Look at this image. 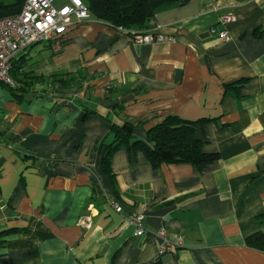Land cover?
Returning a JSON list of instances; mask_svg holds the SVG:
<instances>
[{
	"label": "crops",
	"instance_id": "crops-1",
	"mask_svg": "<svg viewBox=\"0 0 264 264\" xmlns=\"http://www.w3.org/2000/svg\"><path fill=\"white\" fill-rule=\"evenodd\" d=\"M149 31L165 40L135 44L92 17L19 56L28 93L0 83V264H264L247 243L264 232V0H190ZM169 116L204 121L195 135L220 159L154 168L119 150L105 171L111 122L146 141Z\"/></svg>",
	"mask_w": 264,
	"mask_h": 264
},
{
	"label": "trees",
	"instance_id": "trees-1",
	"mask_svg": "<svg viewBox=\"0 0 264 264\" xmlns=\"http://www.w3.org/2000/svg\"><path fill=\"white\" fill-rule=\"evenodd\" d=\"M90 15L105 23L115 30L127 32V36L131 33L143 34L149 31L150 26L156 16L162 10L172 7L183 6L190 0H82ZM26 0H15V3L10 6H4L7 9L5 15H0V18L17 15ZM125 34V33H124ZM17 61V60H16ZM14 63L13 73L14 86L5 85L6 89L14 96L22 97L29 90L18 85V76L22 70ZM25 78L33 81L37 77H29L28 74H22ZM78 77V76H77ZM76 76L68 80H61L59 83L60 89H71L79 85L81 80ZM42 84L43 80L37 81ZM31 84V83H30ZM31 86V85H30ZM25 88V89H24ZM35 93V92H34ZM21 95V96H19ZM85 112V119L93 113L89 111L86 105L81 106ZM121 108L118 106L113 111L119 112ZM118 114V113H117ZM204 121L191 122L182 120L176 116L167 117L162 123L151 128L147 132L146 141L135 136V126L125 121L122 124L110 123V131L112 142L106 147L102 161L103 167L107 173L110 172V158L119 150L129 152H141L154 168H158L162 164L173 165H191L198 169H203L205 166L215 163L220 159L218 154L204 153L203 141L197 139L195 132L198 125ZM9 232L0 233V246L4 245L3 236ZM247 243L264 252V232L256 234L248 239ZM156 264H161L157 262Z\"/></svg>",
	"mask_w": 264,
	"mask_h": 264
},
{
	"label": "built area",
	"instance_id": "built-area-1",
	"mask_svg": "<svg viewBox=\"0 0 264 264\" xmlns=\"http://www.w3.org/2000/svg\"><path fill=\"white\" fill-rule=\"evenodd\" d=\"M58 1L26 0L19 14L0 18V83L14 86L11 72L21 54L38 44L63 38L70 28L90 19L91 15L82 0H64L61 6L56 5ZM234 21V16L227 15L222 18L221 24L226 25ZM121 32L127 35V32ZM215 32L216 30H213V33ZM219 36L222 41L230 40L227 31H220ZM129 37L135 44H153L165 40L164 36L155 31L131 33ZM115 208L120 210L118 206ZM129 221L137 227V236L145 233L142 216H132ZM155 236L162 241L159 247L161 254L174 250L175 246L168 240L164 228L157 230ZM182 243L180 239L178 245L181 246Z\"/></svg>",
	"mask_w": 264,
	"mask_h": 264
},
{
	"label": "rangeland",
	"instance_id": "rangeland-1",
	"mask_svg": "<svg viewBox=\"0 0 264 264\" xmlns=\"http://www.w3.org/2000/svg\"><path fill=\"white\" fill-rule=\"evenodd\" d=\"M14 3H15V0H0V15H5V13L7 12V9H4V6H10V5L14 4ZM62 4H64V0H59V1L56 3L57 6H61ZM90 18H92V16H90ZM41 46H42V44H38V45L35 46V49L41 48ZM20 72H21V71H20ZM11 78H12V80L14 81L13 73H12ZM19 79H21V80H25V81L31 83V79L29 80L28 78H25L24 75H21V76L19 77ZM30 83H26V84L22 83L21 86H22V87H30ZM37 92H38V91H37ZM37 92L35 91V93H37Z\"/></svg>",
	"mask_w": 264,
	"mask_h": 264
}]
</instances>
